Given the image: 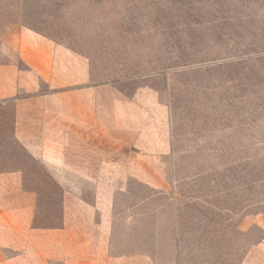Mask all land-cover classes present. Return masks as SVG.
Returning <instances> with one entry per match:
<instances>
[{
    "label": "crops",
    "instance_id": "crops-1",
    "mask_svg": "<svg viewBox=\"0 0 264 264\" xmlns=\"http://www.w3.org/2000/svg\"><path fill=\"white\" fill-rule=\"evenodd\" d=\"M1 37L12 44L0 46V161H30L35 173L42 161L46 175L60 171L63 188L76 172L95 194L90 204L80 189H62L59 221L40 224L37 207L25 200L37 192L20 191L24 200L14 205L0 191V264H264L261 211L240 221L178 220L167 164L182 140L175 87L183 81L175 75L190 69L103 80L95 60L45 35L19 27ZM254 119L261 125L257 111ZM131 181L144 199L132 210L138 218H127L119 256L116 202L129 194ZM161 196L169 198L168 221L164 205L146 206ZM151 214L156 220L149 221Z\"/></svg>",
    "mask_w": 264,
    "mask_h": 264
},
{
    "label": "rangeland",
    "instance_id": "rangeland-1",
    "mask_svg": "<svg viewBox=\"0 0 264 264\" xmlns=\"http://www.w3.org/2000/svg\"><path fill=\"white\" fill-rule=\"evenodd\" d=\"M19 27L91 57L103 80L190 69L175 75L183 81L175 87L183 107L175 129L182 140L167 164L178 220L240 221L264 214V0H0V46H11L12 39L1 36ZM255 111L262 121L256 127ZM29 163L0 161V191L14 205L24 200L20 191L37 192L25 200L37 207L38 223L59 221L62 189H80L93 204L95 186L79 181L76 172L63 188L60 171L46 175L38 161L41 167L31 172ZM23 166L25 176L16 175ZM129 190L116 202L119 256L125 254L120 244L127 218H138L132 210L144 199L135 182ZM162 205V221H168V197L146 204L151 211Z\"/></svg>",
    "mask_w": 264,
    "mask_h": 264
}]
</instances>
